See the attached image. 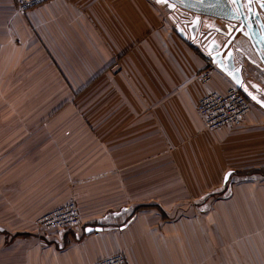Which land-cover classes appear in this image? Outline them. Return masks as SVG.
<instances>
[{
	"label": "crops",
	"instance_id": "0c3cea01",
	"mask_svg": "<svg viewBox=\"0 0 264 264\" xmlns=\"http://www.w3.org/2000/svg\"><path fill=\"white\" fill-rule=\"evenodd\" d=\"M169 11L158 0H51L20 12L0 0V264H95L118 252L129 264H264V70L243 44L250 111L239 127L205 129L201 95L235 83L179 35ZM49 20L48 33L92 39V55L129 50L107 97L95 87L91 130L69 126L73 113L58 108L50 82L7 78L37 56ZM231 175L238 206H191L213 176L223 186ZM71 201L81 225L41 234L37 218Z\"/></svg>",
	"mask_w": 264,
	"mask_h": 264
},
{
	"label": "rangeland",
	"instance_id": "374dc122",
	"mask_svg": "<svg viewBox=\"0 0 264 264\" xmlns=\"http://www.w3.org/2000/svg\"><path fill=\"white\" fill-rule=\"evenodd\" d=\"M49 23L50 20L45 25V30L36 34V42L33 40L35 42L34 51H36L37 56H32L29 59L26 56L22 58L19 61V68H13V70L7 74V78L8 80L18 78L21 80H27L32 79L34 76L37 82L44 81L45 85L50 82L53 97H62L64 98V101L67 99V102L63 101L61 104L59 103L58 105L60 107L58 108H63V111L65 109L71 110L73 113V120L69 121V126H71L72 122L75 123L77 121L79 124L82 121L83 128L91 130L95 127L92 119V112L95 109V106H93L92 103V98L95 94V87L98 83L103 85L104 89L100 92V96L107 97L108 83L110 79H113L115 74L118 75L119 71L117 70L121 69L119 63L125 62V58L129 50L123 54H117L115 56L92 55V39H84L79 43L74 39L76 37V33L61 32L60 29L55 30L52 34L48 33L50 32L47 28ZM83 34L82 36L92 35L88 32ZM102 41L106 46L107 41ZM16 44H18L21 49L26 51V49L28 50L31 45V41L22 39L21 41H17ZM39 53L42 55L40 56ZM205 69H211V67H207ZM205 69H202L201 71ZM200 72L197 73V76ZM126 75L129 76V73L126 72ZM41 84L42 85L39 87V91L48 90L47 86L44 88V84ZM117 96H120V94H117ZM55 111H57V108L53 109V112ZM104 120L106 119L101 118L97 124ZM73 126H75V124ZM212 178L214 179L212 192L206 193L200 199L189 201L190 204L195 203V205L191 206H238L234 197V195H238L237 197L240 196L239 192L234 191L237 184V176L231 175L223 186L220 184L221 176H213ZM210 186L212 187V184ZM207 188L208 187L204 188L205 190L202 191L196 190L197 196L202 195L203 192L207 191ZM182 203L184 204L186 202H180L179 207L189 206L182 205ZM168 218L178 219L181 218V216L172 215L168 216ZM215 238L219 244V235L215 236Z\"/></svg>",
	"mask_w": 264,
	"mask_h": 264
},
{
	"label": "water",
	"instance_id": "95a60500",
	"mask_svg": "<svg viewBox=\"0 0 264 264\" xmlns=\"http://www.w3.org/2000/svg\"><path fill=\"white\" fill-rule=\"evenodd\" d=\"M172 8L190 14L188 31L192 40L201 39L213 65L235 86L244 81L240 55L248 42L249 54L264 70V0H167ZM224 38V40L221 39Z\"/></svg>",
	"mask_w": 264,
	"mask_h": 264
},
{
	"label": "built area",
	"instance_id": "2783aa9c",
	"mask_svg": "<svg viewBox=\"0 0 264 264\" xmlns=\"http://www.w3.org/2000/svg\"><path fill=\"white\" fill-rule=\"evenodd\" d=\"M51 0H14L15 7L20 12ZM212 69H205L197 76L198 81L207 86L212 81ZM250 102L246 95L235 85L225 91H205L198 102L197 110L208 130H220L225 127L241 126L250 111ZM38 231L43 235L52 232L71 230L81 225V215L78 205L71 201L56 207L36 220ZM99 233H95L98 235ZM95 264H129L121 252L101 258Z\"/></svg>",
	"mask_w": 264,
	"mask_h": 264
},
{
	"label": "flooded vegetation",
	"instance_id": "af4514ba",
	"mask_svg": "<svg viewBox=\"0 0 264 264\" xmlns=\"http://www.w3.org/2000/svg\"><path fill=\"white\" fill-rule=\"evenodd\" d=\"M160 1V0H158ZM167 3L169 4V2L167 1ZM170 7V5H169ZM170 13L173 14L174 18H175V23L177 24V31L179 33V35H181L183 38H185L186 40L189 41V43H192L193 45L195 46H198V47H201L202 50L204 49L202 46V42H201V39H196V40H192L190 38V34H189V31H188V26L190 25L189 24V21H190V17H193L192 15L190 14H185L182 12V10H180L178 7L177 8H172L170 7ZM190 16V17H189ZM245 49H249V44H247V42L245 41ZM241 90V88H239ZM242 91V90H241ZM243 92V91H242Z\"/></svg>",
	"mask_w": 264,
	"mask_h": 264
},
{
	"label": "snow or ice",
	"instance_id": "6c2138e0",
	"mask_svg": "<svg viewBox=\"0 0 264 264\" xmlns=\"http://www.w3.org/2000/svg\"><path fill=\"white\" fill-rule=\"evenodd\" d=\"M160 2H161V3H166V2H167V0H160Z\"/></svg>",
	"mask_w": 264,
	"mask_h": 264
}]
</instances>
